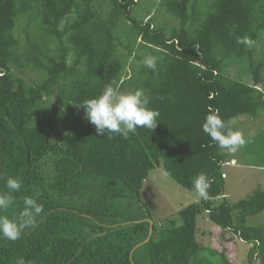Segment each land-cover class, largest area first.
<instances>
[{"label": "trees", "instance_id": "obj_1", "mask_svg": "<svg viewBox=\"0 0 264 264\" xmlns=\"http://www.w3.org/2000/svg\"><path fill=\"white\" fill-rule=\"evenodd\" d=\"M92 1L0 0V192L8 191V177L23 182L0 215L18 216L24 197L37 190L44 206L38 227L26 229L17 241L0 237V264H16L18 257L28 264H232L228 243L220 246L226 233L253 243L247 264H264V226L247 225L248 218L264 211V190L235 204L225 199L216 204L224 192L226 156L201 127L209 107L218 108L229 127L240 116L256 119L264 110V61L253 59L264 30V1L209 0L201 8L198 0H163L179 23L166 31L131 17L137 0H110L105 36L128 22L133 40L141 39L150 55L162 58L156 70L143 65L128 79L135 89L145 90L148 107L160 112L158 124L124 139L98 135L86 121L56 143L50 139L63 117L62 106L84 110L78 104L107 85L123 84L125 64L114 40L105 41L92 30L99 20ZM24 18L35 19L37 34L31 37L27 31L21 43L15 31ZM245 37L252 46L238 42ZM232 58L247 64L250 82L225 75L223 66ZM13 66L32 68L43 80L28 85L14 75ZM69 78L64 105L42 114L44 99ZM251 140L247 154L264 167V130ZM158 167L190 192L201 172L212 186L210 199L183 207L177 220L157 231L141 189ZM202 213L216 226L214 240L221 249L197 242Z\"/></svg>", "mask_w": 264, "mask_h": 264}, {"label": "rangeland", "instance_id": "obj_2", "mask_svg": "<svg viewBox=\"0 0 264 264\" xmlns=\"http://www.w3.org/2000/svg\"><path fill=\"white\" fill-rule=\"evenodd\" d=\"M163 0H137L136 7H134L131 17L138 22L151 21L152 25L158 28H163L166 31L171 28H176L179 23L178 20L169 12L166 11ZM264 1V0H261ZM209 4V0H198V5L201 8H205ZM92 5L94 9L99 13V20L92 26V30L98 34L103 40L108 41L114 40L113 44L116 46L117 54L124 60L123 70V84L116 87L119 92L127 93L134 90V86L129 83V78L132 79L137 76L138 72L142 68L143 60L145 57L150 55L147 48H143L140 45V40H133L130 32L128 22L120 23L116 29L112 30V36L108 34L105 36V18L108 16L110 11V0H93ZM75 15L70 17V20ZM36 21L34 18H24L17 23L15 31L16 36L19 38L21 43L26 38V32L33 37L36 33L35 27ZM65 22L60 26L63 27ZM28 28V30L26 29ZM253 59L255 62L264 61V30L261 32L260 37L255 45V52ZM70 63V61H69ZM14 75L21 77L25 80L28 85L39 83L43 80V74L33 70L32 68H25L19 71L17 67H12ZM223 70L226 76L241 80L244 82H250V73L247 64L244 61L236 60L234 58L227 60L223 66ZM73 79L61 81L60 85L55 88L54 93L45 98L40 106L42 114L49 111L53 106L64 105L66 96L68 95V87ZM63 117L59 122L57 130L52 134L51 141L61 143L63 137L68 133L76 130L81 124L88 121L86 119L85 110H80L74 106L71 109L64 108ZM40 117L35 115L33 120L39 121ZM230 128L233 130H240L244 132L247 137L251 134V137L256 135L260 130H264V110L259 114L258 118L253 119L250 116H240L230 123ZM245 146L240 148L236 153L229 154L226 150L223 153L227 158H236L245 165H252L258 163V159L254 155L247 154ZM231 159V160H233ZM162 167L155 168L150 171L148 177L144 181L141 189V200L152 211V216L155 224L157 225V231L162 227H169L172 223L171 220H177V213L183 207L196 203L199 199L196 198L194 192H190L180 185H178L171 177L168 179H160L158 177V170ZM240 171H232L233 178L230 182L236 194L229 197L228 202L234 204L241 199L250 196L252 193L250 187L252 185V178L247 169H239ZM228 171V169H227ZM233 181V182H232ZM232 182V183H231ZM206 213H202L197 220V233L196 239L201 247L218 249L219 245L216 243V234L213 233L215 225L206 218ZM247 225L250 227L264 226V211L259 214L247 219ZM232 237V234L226 233L222 239L220 246L224 247L228 243L227 257L231 260L232 264H247V256L250 244L241 241L238 238H233V245L229 243L228 238ZM228 241V242H226ZM218 245V246H217ZM224 245V246H223Z\"/></svg>", "mask_w": 264, "mask_h": 264}, {"label": "clouds", "instance_id": "obj_3", "mask_svg": "<svg viewBox=\"0 0 264 264\" xmlns=\"http://www.w3.org/2000/svg\"><path fill=\"white\" fill-rule=\"evenodd\" d=\"M238 42L252 46L253 41L247 37ZM161 57L148 55L143 60L144 66L156 70ZM86 113V119L95 126L98 135L117 134L127 139L130 134H136L138 128L153 130L158 124L160 112L148 107L149 99L143 88H137L127 93L119 92L111 85L105 86L102 93L95 98L87 99L78 104ZM202 131L212 141H215L220 149L226 150L229 154L236 153L247 143H251V134L247 137L240 130H233L228 123L222 119L218 108L209 107L201 125ZM112 136L109 135V139ZM160 179L170 178L166 169L158 170ZM193 192L199 200H208L209 189L212 181L209 176L201 172L192 182ZM23 186L21 179L8 177L5 181L7 192H0V212L6 211L13 203L12 193L19 192ZM41 193L39 190L34 195L26 196L23 199V210L19 215L9 218L0 215V237L9 241H17L24 234L26 229L38 227V217L44 212L43 204L39 203ZM16 264H28L24 257H18Z\"/></svg>", "mask_w": 264, "mask_h": 264}, {"label": "crops", "instance_id": "obj_4", "mask_svg": "<svg viewBox=\"0 0 264 264\" xmlns=\"http://www.w3.org/2000/svg\"><path fill=\"white\" fill-rule=\"evenodd\" d=\"M231 159H233V158H230V157L227 158L226 157L225 162L222 166V173H223L222 175L225 176L223 178L224 179V192H223L222 197L217 198L215 200L216 204H218L223 199L228 201L229 197L236 194L233 187H232L233 184L230 185L229 181L232 180V178H233L232 175L234 174L235 171L236 172L240 171L239 169H244V170L247 169V172L250 173L251 178H252V182H253L251 187H250V191L252 194L256 190H264V167H260L256 163L247 166L243 163H240V161L236 158H234L233 160H231ZM227 169H228V171H227ZM232 171H234L233 174H232ZM206 218L208 219V217H206ZM197 220H198V218H197Z\"/></svg>", "mask_w": 264, "mask_h": 264}, {"label": "water", "instance_id": "obj_5", "mask_svg": "<svg viewBox=\"0 0 264 264\" xmlns=\"http://www.w3.org/2000/svg\"><path fill=\"white\" fill-rule=\"evenodd\" d=\"M151 232H152V229H150L149 237H151ZM149 237H148V238H149Z\"/></svg>", "mask_w": 264, "mask_h": 264}, {"label": "built area", "instance_id": "obj_6", "mask_svg": "<svg viewBox=\"0 0 264 264\" xmlns=\"http://www.w3.org/2000/svg\"><path fill=\"white\" fill-rule=\"evenodd\" d=\"M222 177L224 178L225 176H224V175H222ZM250 246H253V243H252V244L250 243Z\"/></svg>", "mask_w": 264, "mask_h": 264}]
</instances>
